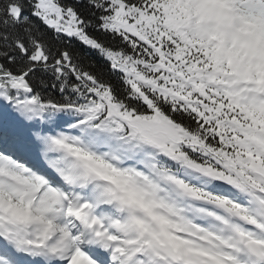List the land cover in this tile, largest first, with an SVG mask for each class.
I'll return each instance as SVG.
<instances>
[{
	"label": "snow or ice",
	"instance_id": "6c2138e0",
	"mask_svg": "<svg viewBox=\"0 0 264 264\" xmlns=\"http://www.w3.org/2000/svg\"><path fill=\"white\" fill-rule=\"evenodd\" d=\"M0 264H264V0H0Z\"/></svg>",
	"mask_w": 264,
	"mask_h": 264
},
{
	"label": "trees",
	"instance_id": "16d2710c",
	"mask_svg": "<svg viewBox=\"0 0 264 264\" xmlns=\"http://www.w3.org/2000/svg\"><path fill=\"white\" fill-rule=\"evenodd\" d=\"M82 48V46H80Z\"/></svg>",
	"mask_w": 264,
	"mask_h": 264
}]
</instances>
